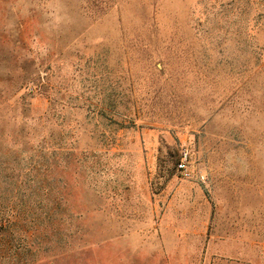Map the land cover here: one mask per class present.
Returning <instances> with one entry per match:
<instances>
[{"label": "rangeland", "instance_id": "1", "mask_svg": "<svg viewBox=\"0 0 264 264\" xmlns=\"http://www.w3.org/2000/svg\"><path fill=\"white\" fill-rule=\"evenodd\" d=\"M257 2L0 0V264H264Z\"/></svg>", "mask_w": 264, "mask_h": 264}, {"label": "built area", "instance_id": "2", "mask_svg": "<svg viewBox=\"0 0 264 264\" xmlns=\"http://www.w3.org/2000/svg\"><path fill=\"white\" fill-rule=\"evenodd\" d=\"M188 156H189L188 152L184 151L182 153V159H181V161L178 164V170L182 171L186 176H190L191 175V173H190V171L188 169V163H189Z\"/></svg>", "mask_w": 264, "mask_h": 264}, {"label": "trees", "instance_id": "3", "mask_svg": "<svg viewBox=\"0 0 264 264\" xmlns=\"http://www.w3.org/2000/svg\"><path fill=\"white\" fill-rule=\"evenodd\" d=\"M257 3H258V9H259V18L261 19L264 17V0H258ZM37 89H38V85L33 84V86L30 88V91L34 93L35 91H37ZM5 223L7 222L0 221V229H3L4 227H6Z\"/></svg>", "mask_w": 264, "mask_h": 264}]
</instances>
